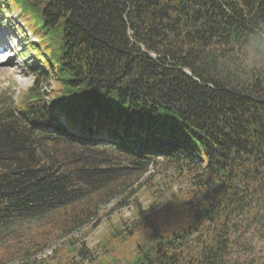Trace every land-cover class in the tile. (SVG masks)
Instances as JSON below:
<instances>
[{
  "label": "trees",
  "instance_id": "1",
  "mask_svg": "<svg viewBox=\"0 0 264 264\" xmlns=\"http://www.w3.org/2000/svg\"><path fill=\"white\" fill-rule=\"evenodd\" d=\"M15 12L40 69L0 93V264H264V0Z\"/></svg>",
  "mask_w": 264,
  "mask_h": 264
},
{
  "label": "rangeland",
  "instance_id": "2",
  "mask_svg": "<svg viewBox=\"0 0 264 264\" xmlns=\"http://www.w3.org/2000/svg\"><path fill=\"white\" fill-rule=\"evenodd\" d=\"M38 40L39 36L32 32V28L19 16L18 12L10 16L7 13L0 15V42L5 44H0V93L11 91L20 101L21 97L32 88L34 73L29 70V67H34L37 70L40 68H37L38 60L30 45L37 44ZM9 41L11 42L10 45H6ZM8 54L12 56V61L3 63L2 60L6 59ZM140 202L145 211L141 215L147 216L151 211L147 193L141 196ZM134 217V210L127 204L121 210L114 211L110 220L118 223L122 218L134 220ZM106 228L105 224L96 226V228H86L77 237L86 240L90 246H94L101 239ZM51 253L50 250L47 254Z\"/></svg>",
  "mask_w": 264,
  "mask_h": 264
},
{
  "label": "bare ground",
  "instance_id": "3",
  "mask_svg": "<svg viewBox=\"0 0 264 264\" xmlns=\"http://www.w3.org/2000/svg\"><path fill=\"white\" fill-rule=\"evenodd\" d=\"M10 43L11 42L9 41L7 44H10ZM0 50H1V48H0ZM11 59H12V56L10 54H8V56L6 57V59L4 58V60H2V61H3V63H10L12 61Z\"/></svg>",
  "mask_w": 264,
  "mask_h": 264
}]
</instances>
